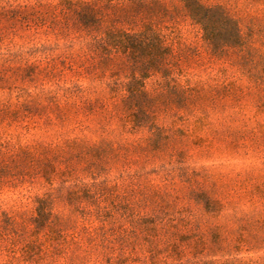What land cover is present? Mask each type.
<instances>
[{"label": "rangeland", "instance_id": "rangeland-1", "mask_svg": "<svg viewBox=\"0 0 264 264\" xmlns=\"http://www.w3.org/2000/svg\"><path fill=\"white\" fill-rule=\"evenodd\" d=\"M58 1L0 0V7L32 11ZM201 2L222 7L244 44L213 58L189 19L162 24L175 52L197 51L180 63L177 82L203 87L205 96L192 113L158 110L155 124L168 137L160 148L148 142V129L131 132L121 110L106 123L61 100L58 120L44 100L51 83L24 94L0 89V264H264V0ZM0 34V58L7 48L58 42L48 25ZM79 70L65 78L87 97L103 96L110 110L122 104L125 91L112 97ZM146 89H158L156 78ZM26 100L44 111L13 117ZM103 140L109 149L97 148ZM38 199L52 205L45 227L34 223Z\"/></svg>", "mask_w": 264, "mask_h": 264}, {"label": "trees", "instance_id": "trees-1", "mask_svg": "<svg viewBox=\"0 0 264 264\" xmlns=\"http://www.w3.org/2000/svg\"><path fill=\"white\" fill-rule=\"evenodd\" d=\"M179 2L178 6H170L167 0H59L48 6L38 2L32 11H28V6H2L0 32L9 31L16 36L21 27L30 30L34 25H48L58 42L21 52L7 48L0 58V89L24 94L31 85L51 83L54 89L44 100L54 109L58 120L65 119L61 100L79 113L98 115L106 123L121 110L131 132L148 129V142L160 148L168 137L155 124L158 110L192 113L205 96L203 87H185L177 82L175 73L181 71L180 63L197 55V51L186 48L175 52L161 34L162 24L179 17L189 19L201 30L206 50L213 58H225L244 44L236 21L222 7L207 6L201 0ZM5 37L6 34H0V40ZM77 45L80 48L75 52ZM38 54L43 59L31 62ZM80 68L105 84L112 97L125 91L122 104L110 110L103 96L89 98L81 85L65 78L68 73L78 74ZM120 73L127 75V84L120 82ZM150 78H156L155 92L146 89V80ZM43 111L40 103L26 100L19 102L11 115L19 118ZM110 145L103 140L97 148L109 149ZM67 146L73 149L78 143L69 141ZM37 203L34 223L45 227L50 223L52 205L49 199H38Z\"/></svg>", "mask_w": 264, "mask_h": 264}]
</instances>
